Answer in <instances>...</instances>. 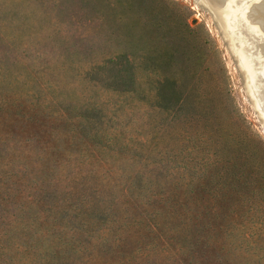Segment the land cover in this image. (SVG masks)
Masks as SVG:
<instances>
[{
  "label": "rangeland",
  "instance_id": "1",
  "mask_svg": "<svg viewBox=\"0 0 264 264\" xmlns=\"http://www.w3.org/2000/svg\"><path fill=\"white\" fill-rule=\"evenodd\" d=\"M237 64L193 0H0V105L40 108L0 126V187L94 199L91 225L52 243L0 219V264H264V123ZM7 146L23 153L10 165ZM39 196L45 209L58 194ZM189 211L213 220L212 246L185 241Z\"/></svg>",
  "mask_w": 264,
  "mask_h": 264
},
{
  "label": "trees",
  "instance_id": "2",
  "mask_svg": "<svg viewBox=\"0 0 264 264\" xmlns=\"http://www.w3.org/2000/svg\"><path fill=\"white\" fill-rule=\"evenodd\" d=\"M175 84V83H174ZM24 102H20V98L13 97V98H8V102L5 103V106L2 107L0 105V113H5L9 112L8 107H15L14 112L16 114H11V115H6L5 119L7 122L5 123H0V126L7 125L8 127L11 126V128H14L16 130L21 131L22 128V123L20 120H27V119H34L33 116L29 113L32 110H40L38 106H32L29 105V109L26 107L25 110H22V106ZM21 108V109H20ZM33 112V111H32ZM25 115H28L25 117ZM40 125V124H39ZM38 127L35 126V130ZM23 132V131H22ZM12 133V131H9V133L1 132L0 131V142L5 141L3 136L8 135ZM37 132L31 133V139L34 137H37L39 135ZM11 135V134H10ZM13 138V137H12ZM10 141V140H9ZM14 144L13 146H16L17 142H20L18 139H13ZM11 142V141H10ZM9 142V143H10ZM41 154V153H39ZM23 153L16 151L15 148L7 146L5 151L2 154V159L5 161L4 165H10L13 162H17L21 159V156ZM36 167H39V164L36 165ZM25 169V166L21 167V172L17 176V184L22 183L25 184V181L22 179L24 177H21L22 171ZM140 173V170L135 172V175H138ZM38 175V170L33 173L32 177H36ZM40 184V183H39ZM39 184H34L30 188H27L28 186H25L23 190H19L18 186L16 188H13V192L9 187H5L3 190L0 187V193H11L12 197H16L18 199V203H16V208L21 213L22 215H19L17 217H20L21 219L18 218H12L10 217H4L0 218L1 220H6V230L11 233V234H17L20 230L27 231V233L30 232V234L35 235L36 240L39 242H45V244L52 243V238L54 237L55 233L67 229L68 227L72 225L75 226V232L78 230H82L83 228H88L91 225V220L89 219V216L91 213L94 211V203H93V198L88 197L89 193L86 191L87 189H91L92 186L83 188L81 190H76L73 195H70L68 191L63 192L62 189L60 188L59 190L56 189L55 187H51L49 189L42 190L41 186ZM102 184H96V193L97 190L100 191L98 188ZM51 186V185H50ZM45 187V186H44ZM47 188V187H46ZM30 189V191L33 193L31 199H26L24 198L27 192V190ZM89 189V190H90ZM15 191V193H14ZM39 193H49L51 194H58V197H56V200L53 199L51 204L48 206V208L43 209L44 206L40 205L41 200ZM155 197V196H153ZM168 198L165 199L167 201ZM4 201H0V209H3V204ZM6 202V201H5ZM101 202V204H103ZM118 205V207H117ZM148 205V204H147ZM114 208L117 207L116 210L119 212H127L128 210H133L132 206L129 207L127 206V202H120L117 200V202L113 206ZM172 210L175 208L174 205L171 206ZM106 209L110 208V206L107 207L105 206ZM132 212V211H131ZM189 214H192L187 212ZM132 215V214H131ZM182 217V216H181ZM213 220L210 218V216H199V215H194L192 214V217L190 218L189 222L191 224V229L190 231V236L189 238L185 237V241L190 243L193 239L200 240V243L202 242V246H212L213 245V240L211 236V227H212V222ZM134 224H137V221H133ZM133 225V224H132ZM131 225V226H132ZM153 228H156L155 225H150ZM101 234L107 235V228L100 230ZM150 231V229H149ZM17 232V233H15ZM3 235V234H2ZM122 240H116V243H119ZM138 240H136L133 244L135 246H138ZM112 246H115L113 243L111 244ZM52 252H55V249L50 250ZM58 252V250H57ZM43 256V255H42Z\"/></svg>",
  "mask_w": 264,
  "mask_h": 264
},
{
  "label": "bare ground",
  "instance_id": "3",
  "mask_svg": "<svg viewBox=\"0 0 264 264\" xmlns=\"http://www.w3.org/2000/svg\"><path fill=\"white\" fill-rule=\"evenodd\" d=\"M193 1L207 7L215 18L264 123V0Z\"/></svg>",
  "mask_w": 264,
  "mask_h": 264
}]
</instances>
